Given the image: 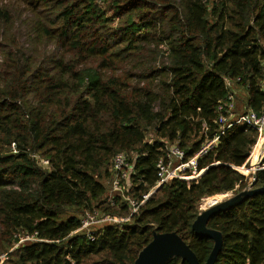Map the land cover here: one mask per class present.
Listing matches in <instances>:
<instances>
[{
	"label": "trees",
	"instance_id": "1",
	"mask_svg": "<svg viewBox=\"0 0 264 264\" xmlns=\"http://www.w3.org/2000/svg\"><path fill=\"white\" fill-rule=\"evenodd\" d=\"M4 1L24 19L14 27L12 5H0V251L35 238L4 264H132L154 227L178 233L205 263L213 240L191 229L199 203L246 188L250 175L235 167L248 168L257 133L226 130L194 179L157 188L156 163L165 143L188 159L218 131L225 79L245 90L243 111L262 109L264 0ZM23 32L34 43L24 46ZM117 153L132 165L130 187L102 201ZM262 186L264 169L252 184ZM130 198L142 201L133 213ZM86 211L129 219L90 238L77 233ZM207 227L222 235L214 264H264V193Z\"/></svg>",
	"mask_w": 264,
	"mask_h": 264
},
{
	"label": "built area",
	"instance_id": "2",
	"mask_svg": "<svg viewBox=\"0 0 264 264\" xmlns=\"http://www.w3.org/2000/svg\"><path fill=\"white\" fill-rule=\"evenodd\" d=\"M226 85L229 88V79H225ZM264 91V84L262 85ZM218 117L215 122L218 124V131L212 135L210 138L206 136L203 144L199 148V150L190 158L184 159V152L176 145H170L165 143L164 157L160 158L156 163V176H157V184L155 187H158L160 184L164 182H168L172 179L179 180H190L200 176L203 169H198V160L205 155L209 150H211L214 146H216L220 140V138L224 135L226 130L231 128L234 125H246L252 129H254L257 133V141L259 142V151L256 158V163L252 165L249 163V169L247 170L250 174L249 182L246 188H250L254 181V175L256 171L264 169L263 157H264V105L259 112H255L251 109L237 112L235 109L234 101L231 97L230 92V100L219 105L218 109ZM256 141V143H257ZM253 152V149H252ZM251 161V160H250ZM46 163V161H43ZM112 177H113V188L118 189L119 181L122 178L128 176V174L132 171V165L127 161V157L124 153H117L113 157L112 161ZM239 167H235L237 170ZM238 171V170H237ZM150 193L144 195V198H147ZM132 205L131 213L136 212L138 209V205L142 203V201H131ZM97 214L94 212H86L85 217L81 220V227L88 228L90 225L88 220H92L93 217ZM129 217H115L103 215L96 222H108L109 223H123L127 221ZM87 236L91 238V234H93V230L86 231ZM35 240L33 235H25L19 237L18 241L14 243L13 246H18L19 244L26 241ZM10 252L0 253V264H4L9 258Z\"/></svg>",
	"mask_w": 264,
	"mask_h": 264
},
{
	"label": "water",
	"instance_id": "3",
	"mask_svg": "<svg viewBox=\"0 0 264 264\" xmlns=\"http://www.w3.org/2000/svg\"><path fill=\"white\" fill-rule=\"evenodd\" d=\"M255 193H264V186L245 188L214 202L204 209H199L191 224V229L195 234L213 240L211 252L203 264H214L222 245L221 233L207 227L209 217L214 213L240 204L245 198ZM174 258H179L182 262L186 261L188 264H199L195 253L178 233L175 231L158 232L154 227L151 240L138 252L132 264H168Z\"/></svg>",
	"mask_w": 264,
	"mask_h": 264
},
{
	"label": "rangeland",
	"instance_id": "4",
	"mask_svg": "<svg viewBox=\"0 0 264 264\" xmlns=\"http://www.w3.org/2000/svg\"><path fill=\"white\" fill-rule=\"evenodd\" d=\"M0 1H2V0H0ZM2 4L6 5V6H8V4L10 6L12 5L14 27L18 26L19 24H21V21H23V19H24V12L20 11L18 6L16 4H14V3H11V2L9 3L7 1L0 2V5H2ZM110 15H112V13ZM20 40H21V42L23 43L24 46H28V45L34 43L33 37L31 35H29V34H25V32L22 33V36H21ZM45 47H46V49H51L53 46H51L50 43L47 42V43H45ZM160 49H162L164 51L166 49V46L165 45H161ZM160 54H162L161 51H160ZM1 60H2V55L0 53V62H1ZM233 88H234V90L236 92V97H237V101H238V103L236 102L237 104L235 105V109H236L237 112L243 111V110H245V105H244L245 91H244V89L242 87L237 86V84H232V82L229 80V89H233ZM150 139H155V135L152 133V131L149 130V132L147 133L146 140H150ZM258 144H259V142L257 141V143L253 147V151L255 150V148H256V146ZM125 155L127 156V154H125ZM134 155H135L134 152L129 153V157L130 158H132ZM250 166H251V164H250ZM250 166H248V168L239 167V168H237V170L240 173H242L243 175L248 176L250 174H249V172L247 170L249 169ZM101 181L103 182V184L106 187V195H105V197L102 198L103 199L102 201H107V200L110 201L113 198V196L122 195V193L125 191L124 188L130 187V180H129L128 176L121 179L122 182L120 183V185H118V189L117 190L114 189L113 185H112L113 184V177H111V178L110 177L109 178H103ZM230 194H233V193L229 192L226 195V197L228 195H230ZM127 199H129V198H127ZM130 200L131 201H135V200H133L131 198H130ZM130 200H129V206H130V211H131L133 207H132V205L130 203ZM202 200L200 201L199 205L201 204ZM86 212H88V211H86ZM85 213L83 212V213L77 214V217L80 219V221L85 217ZM101 216H103V215H101L100 213L97 212V214H95V216L93 217L92 220H88V222L90 224L88 226V228H83L82 230L79 229V231H77V233H83V232L85 233L86 231H90V230L95 231L96 229L108 224L109 221L104 222V221L101 220V222H99V223L96 222V221L99 220V218ZM13 245H11V247L9 249H4V250L0 251V253H2V252H10V253H12L14 248L18 247V246H13Z\"/></svg>",
	"mask_w": 264,
	"mask_h": 264
},
{
	"label": "bare ground",
	"instance_id": "5",
	"mask_svg": "<svg viewBox=\"0 0 264 264\" xmlns=\"http://www.w3.org/2000/svg\"><path fill=\"white\" fill-rule=\"evenodd\" d=\"M257 150V153L258 154V151H259V145L256 146L255 150L253 151V154L256 152ZM257 158V157H256ZM227 194H219V195H215V196H207V197H204L201 204L199 205V208L200 209H204L206 208L207 206L213 204L214 202H217L219 201L220 199H223L226 197Z\"/></svg>",
	"mask_w": 264,
	"mask_h": 264
},
{
	"label": "crops",
	"instance_id": "6",
	"mask_svg": "<svg viewBox=\"0 0 264 264\" xmlns=\"http://www.w3.org/2000/svg\"><path fill=\"white\" fill-rule=\"evenodd\" d=\"M231 82H232V84H235V82L234 81H232V80H230ZM238 86V85H237ZM229 91L231 92V97H232V99H233V101H234V104L236 105L237 103H238V101H237V97H236V92H235V90H234V88L233 89H229ZM245 91V90H244ZM245 100H246V92H245V99H244V103H245ZM237 102V103H236ZM254 147V146H253ZM253 149V148H252ZM257 150H256V152L253 154V152H252V157L253 158H251V160L252 161H250V163H252V165H254L255 163H256V157H257ZM203 171H205V169L203 170ZM202 171V172H203ZM202 172H201V174H202Z\"/></svg>",
	"mask_w": 264,
	"mask_h": 264
}]
</instances>
